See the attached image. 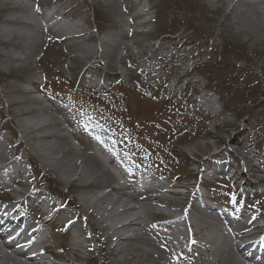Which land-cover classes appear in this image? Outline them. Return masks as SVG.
<instances>
[{"label": "rangeland", "instance_id": "obj_1", "mask_svg": "<svg viewBox=\"0 0 264 264\" xmlns=\"http://www.w3.org/2000/svg\"><path fill=\"white\" fill-rule=\"evenodd\" d=\"M22 1L25 2V0ZM50 1L52 2L50 3ZM104 1L48 0L46 2L42 0L40 3L42 8L54 7L56 11L61 12L60 16H65L69 25L71 23L77 26V30H87V33L77 40L59 45L53 41L47 43L48 37L40 31L39 33L27 31L34 34L38 43L35 42L31 46L36 49L29 52V55L34 53L24 57L19 48L26 46L15 37V32L18 34H25V32L17 29V26H8L6 21L14 19L12 22L14 25L15 18L18 19L17 21H30L31 4L27 5L26 11H12L15 0H0V56L2 57L0 58V115L4 116V119L9 118L12 122V125L9 123L5 125L4 129L8 131H0V149L9 153L13 151L17 142L13 138V134L15 137L17 135V138L25 140L19 129L16 128L19 122L31 120L39 123V121H45L47 116L57 115L55 112L49 114L35 112L31 116H21L26 108L25 105L20 104L21 101L43 99L42 96L34 95L29 87L30 80H34L37 84L46 80L49 82L45 87L57 88L58 85L66 83V79L72 77L70 85L66 88L75 93L80 90L77 86L79 81L82 85L87 74L95 75L97 72L103 76L105 73L111 76L109 72H115L120 74L124 80L128 82L131 80V82L139 84L141 80H144L136 75L134 70L136 65L137 67L140 64L149 67L152 59L156 58L154 66H157V58L161 57L160 52L168 51L172 56L171 59L173 58V61H169V63L171 62L173 66L169 63L166 66H161L162 69L156 72L157 79H169L171 83L176 81L181 86L183 82L179 78L183 75V68L188 71L196 62H200V57H203L204 59L201 61L203 65L196 67L193 72L195 75L202 76V78H197L199 84H205L206 89L213 95V100H217L216 105L220 109L219 116L217 118L212 116L210 121L207 120L209 122L204 123H197L195 118L185 120L183 119L185 113L179 114L182 108H179L180 104L178 105L176 102H174L173 108H170L166 104L163 106L162 103L151 100L152 98L144 99L139 90L128 92V95H125V102L129 109L128 116H131L132 119L124 113L123 104L119 105L117 113L124 118L127 125L131 126L130 136L137 135L139 138L136 139L137 144L148 148V150L157 145L162 147L164 143H166L164 145L166 149L171 147L172 152L179 156L177 167L173 166L171 171L173 174H180V178L184 180L181 183L184 184H190L192 174L197 172L195 164L202 161L205 155L216 148L225 149L221 152V156H225L230 150L233 151L229 153L230 163H235L232 169L236 171V177H240V174L243 173L245 164L252 165L253 175L248 177L249 173H246L247 182L246 177H244L245 179L241 177V181L248 183L249 180H264V37L262 32L252 33L249 31L252 28L250 20H246L247 23L240 26L238 17L242 15L246 7L242 4L238 6L232 0H152L155 6V19L149 24L151 27L148 26L147 32L144 34L132 32L130 38L123 31L126 29L125 20L129 16H123L122 9L128 5L124 1L120 2L121 0H109L110 3L107 7ZM231 7H233L232 11H230ZM216 8L218 10H215ZM226 14L230 15L229 19H224ZM74 30L70 28L68 32ZM175 35L183 36L184 45L179 46L183 42L177 41L174 38ZM169 36L171 37L168 38ZM79 46L88 49L86 53L90 52V55L81 56L78 53L76 55V48ZM106 48H109L110 55L104 53ZM99 51L101 52L99 53ZM97 52L100 54L97 56L99 61L101 60L104 64L103 66L93 63L94 55ZM8 55L20 58L22 61L10 64L7 61ZM97 66H100L102 70H98ZM167 67L169 70L165 71ZM174 73L177 74V77L174 76ZM59 77L65 78L64 82H61ZM115 77L112 78L113 82H116ZM189 78L196 80L193 75ZM151 82H155V77L149 78V83ZM18 88L23 93H20ZM123 89L128 91L129 88L124 86ZM114 92L116 91L114 90ZM84 93L88 92H85L84 89ZM63 96L67 97L65 94ZM8 101L15 102L12 103L13 107L8 106ZM58 119H60L59 116ZM64 128L67 129L65 126ZM64 128L61 125V129ZM63 133L68 135L66 140L69 146L72 145L77 150H82L83 146L77 147L74 138L69 136L67 130H64ZM231 136H236L240 145L234 144L226 147L223 142L227 144ZM48 143H57L60 147L63 146L62 143L54 139L49 140ZM25 144L30 150V154L36 156L33 146L36 148L40 144L29 140ZM42 148L45 150L44 147ZM18 152L24 154L20 150ZM49 152L51 151H46V154L51 157L54 163H57L59 155H51ZM168 158V155L159 151L151 152V155L148 156V159L156 164H162ZM37 160L41 162L39 159ZM221 161H227V159H221ZM40 168H43L42 162L41 165H38V169ZM44 170L42 171L45 172ZM39 173V177H41L42 172L39 171ZM57 174L55 172L47 173L43 177L45 184L50 181L54 185L62 186L60 189L63 192L69 186L71 197L74 196L77 199L92 196L88 190L80 189L76 182H68L65 185L60 183ZM42 182L44 184V181ZM228 187H230L229 184L224 191L227 195L230 194L234 197L243 192L242 190L238 191L237 188L229 190ZM262 189L264 190V188H258L259 191ZM99 191L94 190L93 194H99ZM66 197L71 198L68 195ZM77 199L75 207H78ZM123 199L126 200V198ZM257 199L261 200L259 203L264 209V201H262L264 196L257 197ZM254 204L251 209H246L247 212L256 213ZM151 209H153L151 206L145 209L144 216L147 221L155 215V211H151ZM202 219L200 217L195 225L197 229L204 230L202 233L208 234L206 226L200 224ZM208 229H212L211 226ZM67 241L70 242V237L67 238ZM152 248L156 250L154 246ZM92 257L96 258L97 264L104 262L101 252L93 253ZM67 258L70 259V256L67 255ZM152 259L155 260V256ZM127 260H129L128 257ZM200 264L217 263H214L209 254L201 260Z\"/></svg>", "mask_w": 264, "mask_h": 264}, {"label": "bare ground", "instance_id": "obj_2", "mask_svg": "<svg viewBox=\"0 0 264 264\" xmlns=\"http://www.w3.org/2000/svg\"><path fill=\"white\" fill-rule=\"evenodd\" d=\"M232 2L236 3L238 6L242 4L246 7V9L242 12V15L238 17V22H240V26L244 24L246 20H250L252 28L249 31H252V33L262 32L264 37V7H262L264 5V0H232ZM109 3V0L104 1V4L107 7ZM27 5L28 4H26L22 0H15V5L12 8V11H26ZM215 10L218 9L216 8ZM232 10L233 7H231L230 11ZM229 18L230 15L228 14L224 16V19ZM17 20L18 19L15 18V25L12 23L14 19H8L6 21V24L11 27L17 26V29H21L25 32V34H18L17 32H15V37L20 39V41L26 46L23 48H19V50L22 52V55L24 57L30 56L34 52L30 53V55L29 52L35 51L36 49V47L32 48L31 46L35 42L38 43V39L34 37L33 33H28L27 31L42 32L43 27L40 26L38 23H31V21L23 22ZM241 28L243 29V27ZM3 34L5 35V32ZM76 49V54L78 53L81 56L90 55V52L86 53L88 52V49L84 47L79 46ZM104 53L106 55H110L109 48H106L104 50ZM0 58L2 57L0 56ZM7 61L10 64H15L22 61V59L8 55ZM30 81L32 83L30 82L29 84L30 86H32L33 80ZM175 86H179V83H177ZM18 90L20 93H23L20 88H18ZM12 103L15 102L8 101V106L10 105L11 107H13ZM20 104L26 106L25 111L21 113L22 117L31 116L35 112H40L41 114H49L51 111H56L61 114V116H64L55 105L52 104L50 106H45L40 100L37 99L21 101ZM203 104L208 108V103L204 102ZM64 119L66 118L64 117ZM16 128L19 129V132L25 139V142L29 140L32 142L36 141V143L40 144V146L38 145V147L36 148L33 146L36 153L34 154L36 156L33 157H35L36 160L39 159L42 162V166L44 167L47 173H58V179L61 183L67 184L68 182H76L79 184L80 189L88 190V192L92 194L90 198L84 196L82 199H78L77 201L79 203L77 205L78 209L81 211L82 214V223L86 224L87 227L89 226L94 233L88 241L87 245H85L80 240H70V245L68 246L69 248L64 249L65 253L69 255L72 254L75 258H78L79 255H82L84 252H87L90 248H94L95 244H97V248L100 244L102 259H104V262H102V264H150L151 260V264H161L159 263V261L162 259L160 258V251L157 247V245L159 246V244L153 243L151 240L148 239V236L153 237L159 242H163V240H159V235L149 229L148 226L144 223V215L146 212L145 209L146 207L151 206V208L154 209L165 208L170 210L171 212L169 213L159 212L154 215L158 219L169 223L173 222L170 219L171 217L175 216L174 214H176L177 217H180V219L184 221L185 225L189 222L187 221V217L192 219L196 218L199 214L203 218L200 224L206 226L207 231L212 234H204V239L206 243L203 244V249L212 256L214 263L264 264V261L254 259L252 257H246L242 252H233V245L230 247V243L227 239L226 234L220 232L219 237L217 234H215V230L208 229L209 226H213L212 222L209 219L214 220L215 218L221 220V216L217 212L211 210L210 213L207 212V214H203L200 209H197V207L195 208L191 204H188V209H183L177 205L183 201H187V199L184 198L186 196L183 197L181 196V194L177 195L171 192L169 196H164L165 193L163 191L158 194V196H152L148 195V193H140L137 190L134 195H130L126 193L123 187L115 186L116 178L107 169L105 164L100 160L99 156L93 153L86 152V150H77V148L73 147L72 145L69 146V143L66 140L68 135H66V133H63L64 129H61V122L59 119L53 116H47L45 121H39V123L31 120H26L23 122L21 121L18 123ZM51 139L62 143L63 146L60 147L57 143L49 144L48 141ZM228 141L231 143H236L238 145L236 136H231ZM42 147H44L45 150H43ZM46 151H51L49 152L51 155H59V160H57L58 162L54 163L51 157L46 154ZM37 154L40 156H38ZM6 159H8V157L5 156V153H3V151H0V162L6 161ZM246 167L247 168L245 173H249L252 176L254 172L252 165L248 164ZM16 171L20 170L17 169ZM245 173L242 176L243 179H245L244 177H246ZM245 180L247 182V177ZM246 182L243 181V184L245 186H247ZM256 182L263 183L264 181L263 179H258L256 180ZM21 185L22 184H20V186ZM94 190H100V193L94 195ZM30 193L31 199H33L37 203H42V200L38 197L36 192L30 191ZM121 197H126L127 201L123 200ZM1 210H3V207H0V211ZM136 210L137 212H135ZM7 217L12 218L10 211L9 213H7ZM104 219L109 220L107 223L110 227H112L113 225L114 231L112 233L110 232V228L108 227V225L105 224L106 222L103 221ZM116 219L130 221L127 225L116 227L113 224L114 220ZM134 220L136 222H134ZM19 223H15V226L19 230L22 229V232L20 231L17 234V238H19V240H22L26 237V232H23L26 221L24 218H22ZM226 225H228V221H226ZM238 227L243 230L248 227H252L258 233L261 232L260 230L262 228L264 230L263 225L261 223L256 222L255 220L253 222L251 221L250 223H241ZM36 231H38V229L35 230L34 236H36ZM124 232L132 234V236L126 239L122 236ZM75 235L78 237V234ZM231 237L234 238V235L231 234ZM162 245L169 247L170 244L168 242L163 243ZM153 246L156 248V250L152 248ZM44 249L47 250L49 254H53L56 258L59 259V257L55 254L54 246L44 243ZM154 256L155 260L152 259ZM127 257L129 260L126 261ZM37 260H39V257L35 256V258L31 259L28 264H34V262H36ZM61 260L64 262L63 259ZM91 260L94 261V259ZM0 264L22 263H19L12 257L0 255ZM163 264L168 263L164 261Z\"/></svg>", "mask_w": 264, "mask_h": 264}, {"label": "snow or ice", "instance_id": "obj_3", "mask_svg": "<svg viewBox=\"0 0 264 264\" xmlns=\"http://www.w3.org/2000/svg\"><path fill=\"white\" fill-rule=\"evenodd\" d=\"M193 243H194V241H193Z\"/></svg>", "mask_w": 264, "mask_h": 264}]
</instances>
